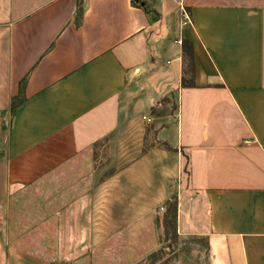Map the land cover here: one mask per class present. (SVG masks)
I'll use <instances>...</instances> for the list:
<instances>
[{
  "label": "crops",
  "instance_id": "1",
  "mask_svg": "<svg viewBox=\"0 0 264 264\" xmlns=\"http://www.w3.org/2000/svg\"><path fill=\"white\" fill-rule=\"evenodd\" d=\"M132 1L83 0L77 23L78 0H0V264H46L12 229L20 196L61 169L69 227L91 226L101 174L83 153L163 99L177 106L170 149L117 183L103 175L113 211L141 221L175 195L178 234L203 238L210 264H264V0H151L155 13Z\"/></svg>",
  "mask_w": 264,
  "mask_h": 264
},
{
  "label": "rangeland",
  "instance_id": "2",
  "mask_svg": "<svg viewBox=\"0 0 264 264\" xmlns=\"http://www.w3.org/2000/svg\"><path fill=\"white\" fill-rule=\"evenodd\" d=\"M148 1L151 10L153 5ZM147 81L155 90L156 79L149 77ZM160 102L141 111L83 153L95 159L94 169L101 174L95 179V187L100 189L92 207L91 226L88 229L69 227L71 196L62 193L71 187V170L61 169L57 178L35 181L30 186L34 190L20 196L25 208L21 214L25 219L16 221L12 229V244L16 249L46 264H210L204 239L181 235L174 238L172 229L164 226L166 211L173 205L175 195L160 203L156 211L144 213L143 220L135 221L132 214L124 217L119 211H113L114 201L119 197L113 186L111 195L103 193V175H111L113 183H117L118 179L114 181L113 176L130 167V162L137 157L155 148L170 149L166 139L176 124V103L167 99ZM144 116L151 118V122ZM86 167L84 164L83 171ZM177 182L173 180L171 186ZM108 197L112 209L110 220L106 211ZM42 204L47 207L45 211L39 209ZM84 230L87 237L83 235Z\"/></svg>",
  "mask_w": 264,
  "mask_h": 264
},
{
  "label": "trees",
  "instance_id": "3",
  "mask_svg": "<svg viewBox=\"0 0 264 264\" xmlns=\"http://www.w3.org/2000/svg\"><path fill=\"white\" fill-rule=\"evenodd\" d=\"M82 2H83V0H78V2H77V14H76L77 23H79V19H80L81 14H82V9H83L82 8ZM132 2H133V4H135L137 6H142V8L146 11V13L149 12L148 9H147V4L146 3H144V5H143V4H141L140 1H136V0H133ZM187 43H188L187 41H183L184 52H185V50L187 48ZM186 61H188V63H186L187 64L186 66H188L190 68V70H191L192 67H193V53L191 51L189 52V55H188V58H187ZM182 84L184 86H194L192 81L188 82L187 80H183ZM23 87H24V85H22V89H23ZM176 109H177V106H176ZM177 211H178L177 199L175 198V201H174L173 205L168 207V209L166 211V215L164 217V226L166 228L170 227L172 229V233H173V237L174 238H177L179 236L178 231H177ZM188 237H194V236H188ZM196 238H198V237H196ZM206 246H207V250H208L207 242H206Z\"/></svg>",
  "mask_w": 264,
  "mask_h": 264
},
{
  "label": "built area",
  "instance_id": "4",
  "mask_svg": "<svg viewBox=\"0 0 264 264\" xmlns=\"http://www.w3.org/2000/svg\"><path fill=\"white\" fill-rule=\"evenodd\" d=\"M174 1L178 2V0H174ZM179 7L181 11L183 12L185 18L188 19V15H187L184 5L182 3H179ZM144 119L147 120L148 122H151V118H148L147 116H144Z\"/></svg>",
  "mask_w": 264,
  "mask_h": 264
}]
</instances>
